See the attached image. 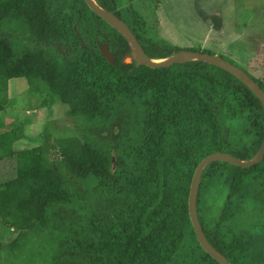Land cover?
Masks as SVG:
<instances>
[{
    "label": "trees",
    "instance_id": "1",
    "mask_svg": "<svg viewBox=\"0 0 264 264\" xmlns=\"http://www.w3.org/2000/svg\"><path fill=\"white\" fill-rule=\"evenodd\" d=\"M94 1L128 25L151 59L180 51L146 37L133 18L134 0ZM103 44L113 63L102 56ZM127 56L126 40L83 0H0V112L9 80L24 78L41 105H65L76 125L50 145L54 159L47 146L17 147L29 136L30 116L0 129V162L14 157L17 169L0 185V224L14 233L8 246L41 230L57 233L54 264H218L193 232L189 185L212 153L256 154L263 106L207 63L152 69L125 63ZM43 133L47 140L50 132ZM196 210L228 264H264V158L249 168L207 165Z\"/></svg>",
    "mask_w": 264,
    "mask_h": 264
},
{
    "label": "rangeland",
    "instance_id": "2",
    "mask_svg": "<svg viewBox=\"0 0 264 264\" xmlns=\"http://www.w3.org/2000/svg\"><path fill=\"white\" fill-rule=\"evenodd\" d=\"M132 5L135 23L143 27L146 37L152 41L169 44L180 51L191 49L219 56L264 82V0H134ZM21 80L22 86L19 81L10 86L8 93L12 101L8 100L4 110L11 117H31V123L25 127L29 136L19 140L17 147L37 146L42 151L47 146V155L54 159L57 153L50 145L58 137L67 136L76 125L67 117L65 105H41L40 94L32 92L24 78ZM6 128L1 131H8ZM45 129L50 132L47 140H44ZM15 163L14 157L0 162V185L15 178ZM208 197L209 193L202 198L205 205ZM248 212L252 218L255 208L251 207ZM11 231L0 224V232L9 237L0 240V264H54L51 260L57 233L51 236L49 232L37 230L21 236L17 247L12 249L8 246L13 239Z\"/></svg>",
    "mask_w": 264,
    "mask_h": 264
},
{
    "label": "water",
    "instance_id": "3",
    "mask_svg": "<svg viewBox=\"0 0 264 264\" xmlns=\"http://www.w3.org/2000/svg\"><path fill=\"white\" fill-rule=\"evenodd\" d=\"M83 1L90 9V11H92L94 14L100 17L111 28L115 29L126 40V42L130 47V56L124 58L125 63H130L131 61H135L137 66H146L152 69L166 68L175 64H182L192 61L207 63L209 65L215 66L229 73L238 81H240L242 84H244L254 94V96L261 102L264 109V91L250 75H248L244 70L240 69L239 67L233 65L232 63L224 60L219 56L207 54L204 52L192 51V50H181L164 59H159V60L151 59L144 52L141 45L138 43L136 37L134 36L128 25L123 20H121L112 12L100 7L94 0H83ZM100 52L106 60H108L110 63H113V57L106 45L104 44L101 45ZM263 158H264V135L258 151L252 158L248 160H241L223 152H215L203 158L196 165L194 169L191 182L189 185L188 200H187V210H188L189 220L191 222L193 232L200 247L218 264H228V261L223 255L217 252L209 244L197 217L196 200H197L201 175L204 169L207 167V165H209L211 162L214 161L225 162L241 168H249L251 166L260 163L263 160Z\"/></svg>",
    "mask_w": 264,
    "mask_h": 264
},
{
    "label": "crops",
    "instance_id": "4",
    "mask_svg": "<svg viewBox=\"0 0 264 264\" xmlns=\"http://www.w3.org/2000/svg\"><path fill=\"white\" fill-rule=\"evenodd\" d=\"M11 80H14V79H10L9 80V82H8V91L10 90V86L12 84H16V82L18 83V81H19V85L22 86L21 83H20V81H22L21 78H15L16 81H14V83H12ZM26 85H27V83H26ZM10 95L11 94L8 93V99H9V101H12V100H10V98H11ZM0 118H1V121L3 123L0 126V129H2V128L7 129L6 127H8V130H9V127L10 128H13V126L15 125L16 119H17L16 116L15 117L14 116L11 117L9 115V112L8 111H6V112H4V111L0 112Z\"/></svg>",
    "mask_w": 264,
    "mask_h": 264
}]
</instances>
